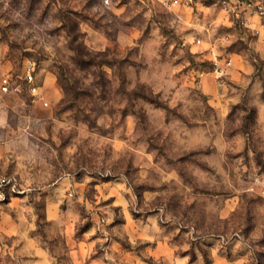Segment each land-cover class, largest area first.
<instances>
[{
	"label": "clouds",
	"instance_id": "9594fccd",
	"mask_svg": "<svg viewBox=\"0 0 264 264\" xmlns=\"http://www.w3.org/2000/svg\"><path fill=\"white\" fill-rule=\"evenodd\" d=\"M17 2L0 0V264H264V0H43L31 26L38 0ZM117 72L131 105L99 85Z\"/></svg>",
	"mask_w": 264,
	"mask_h": 264
},
{
	"label": "rangeland",
	"instance_id": "374dc122",
	"mask_svg": "<svg viewBox=\"0 0 264 264\" xmlns=\"http://www.w3.org/2000/svg\"><path fill=\"white\" fill-rule=\"evenodd\" d=\"M31 2V0H18L17 7L21 10L22 14L27 11L28 5ZM55 2V0H53ZM43 11V0H38V2L35 5V11L33 12V19L27 21L26 26H31V24L36 22V18H38L39 14ZM23 22V21H22ZM66 27L69 29V35H72L73 32L76 30L77 25L71 23V21L66 20ZM165 35L170 36L171 33L167 32L165 30ZM82 55L80 57V67L81 69L90 68V67H98L100 65L101 58L96 57L93 58L90 55H88L84 50H81ZM195 65V62H193ZM258 69V75L260 76V79L264 81V66H257ZM79 75L78 72L71 73L67 69H61V81L66 87V91H71L73 93H76V87L72 83L71 77L72 75ZM119 72H117L116 77L112 80H107L102 74L99 78V85L102 89L108 91L115 92L117 94L118 100L127 102L129 105H131V100L128 98V94L126 90L121 86L120 79H119ZM123 94V95H120ZM77 99L79 100V107L82 110L84 107H87L89 109H94L95 105L91 103V98L85 95L84 97H79L77 95ZM121 109H123V105L121 104ZM255 115V113H253ZM247 115V109H245L244 112L241 113L239 119L242 121H246L250 119ZM246 128V125H245ZM163 143V138H161L157 144L153 145L154 147H158L159 144ZM262 212H264V209H261ZM262 258H264V254H261Z\"/></svg>",
	"mask_w": 264,
	"mask_h": 264
}]
</instances>
